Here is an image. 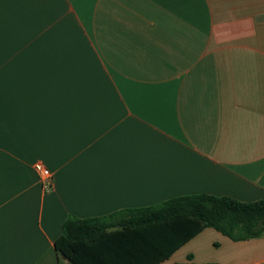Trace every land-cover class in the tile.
Wrapping results in <instances>:
<instances>
[{"label": "crops", "instance_id": "obj_1", "mask_svg": "<svg viewBox=\"0 0 264 264\" xmlns=\"http://www.w3.org/2000/svg\"><path fill=\"white\" fill-rule=\"evenodd\" d=\"M194 194L264 200V0H0V264H75L69 218ZM189 263L264 264V234L160 264Z\"/></svg>", "mask_w": 264, "mask_h": 264}, {"label": "trees", "instance_id": "obj_2", "mask_svg": "<svg viewBox=\"0 0 264 264\" xmlns=\"http://www.w3.org/2000/svg\"><path fill=\"white\" fill-rule=\"evenodd\" d=\"M115 226L120 229L108 231ZM207 228L234 241L261 237L264 200L194 194L106 218L73 217L56 246L75 264H160Z\"/></svg>", "mask_w": 264, "mask_h": 264}, {"label": "built area", "instance_id": "obj_3", "mask_svg": "<svg viewBox=\"0 0 264 264\" xmlns=\"http://www.w3.org/2000/svg\"><path fill=\"white\" fill-rule=\"evenodd\" d=\"M35 171L42 182V186L45 192L52 191L54 186V177L52 172L43 163L40 162L35 164Z\"/></svg>", "mask_w": 264, "mask_h": 264}]
</instances>
